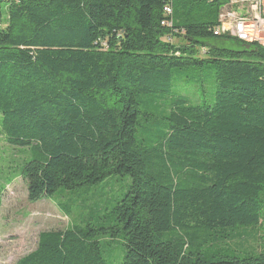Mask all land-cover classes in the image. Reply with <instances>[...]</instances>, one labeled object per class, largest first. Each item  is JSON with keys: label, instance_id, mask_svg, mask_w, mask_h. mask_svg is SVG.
<instances>
[{"label": "trees", "instance_id": "1", "mask_svg": "<svg viewBox=\"0 0 264 264\" xmlns=\"http://www.w3.org/2000/svg\"><path fill=\"white\" fill-rule=\"evenodd\" d=\"M227 2L0 0L28 201L130 178L98 221L59 202L76 218L16 264H116L115 241L121 264H264V47L215 35Z\"/></svg>", "mask_w": 264, "mask_h": 264}, {"label": "rangeland", "instance_id": "2", "mask_svg": "<svg viewBox=\"0 0 264 264\" xmlns=\"http://www.w3.org/2000/svg\"><path fill=\"white\" fill-rule=\"evenodd\" d=\"M175 41L176 44L180 43L177 39ZM205 89L208 94L216 91L210 84ZM25 157L21 148L8 145L0 135V186L13 179L6 187L2 201L0 264H16L22 257L35 251L41 232L65 230L68 227L76 217L68 218L57 205L59 202L76 204L72 209L78 219L98 221L105 209L110 208L127 191L130 183L129 177L113 176L89 189L83 187L78 192L59 191L52 198L31 203L28 201V189L24 181L15 173L16 167L22 164ZM249 246L257 248L258 244L251 240ZM249 246L244 244L245 248ZM113 248V254L119 259L116 264H121L124 245L115 241Z\"/></svg>", "mask_w": 264, "mask_h": 264}, {"label": "built area", "instance_id": "3", "mask_svg": "<svg viewBox=\"0 0 264 264\" xmlns=\"http://www.w3.org/2000/svg\"><path fill=\"white\" fill-rule=\"evenodd\" d=\"M164 11L167 17L171 15L169 5ZM240 13H249L250 21H240ZM216 26V36L264 47V0H228L221 8Z\"/></svg>", "mask_w": 264, "mask_h": 264}, {"label": "bare ground", "instance_id": "4", "mask_svg": "<svg viewBox=\"0 0 264 264\" xmlns=\"http://www.w3.org/2000/svg\"><path fill=\"white\" fill-rule=\"evenodd\" d=\"M240 21H250L249 13H240Z\"/></svg>", "mask_w": 264, "mask_h": 264}]
</instances>
